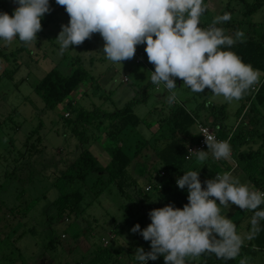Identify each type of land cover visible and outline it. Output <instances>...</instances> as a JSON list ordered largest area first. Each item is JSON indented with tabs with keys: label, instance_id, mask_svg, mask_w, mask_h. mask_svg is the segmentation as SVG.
Here are the masks:
<instances>
[{
	"label": "rangeland",
	"instance_id": "rangeland-1",
	"mask_svg": "<svg viewBox=\"0 0 264 264\" xmlns=\"http://www.w3.org/2000/svg\"><path fill=\"white\" fill-rule=\"evenodd\" d=\"M1 1L6 3L2 11L10 15L18 7L14 0ZM204 4L206 11L200 18L202 28L211 26L217 15L230 13L229 21L216 26L233 36L242 30L246 38L251 31L250 23H253L262 29L258 36L264 42V0H204ZM50 7L51 11L41 20L42 29L37 33V40L31 44L26 45L18 38L11 44L0 40V264H74L76 261L97 264L93 256L97 250L83 254L80 244L82 238H87L92 246L102 247V237L107 238V248L113 253V258L105 264H135L136 249L143 247L149 251L151 245L140 233L130 229L137 223L142 229L147 227L151 223L150 210L167 205L156 192L146 194L143 188L150 181L147 169L151 171V166H158L157 148L169 139L164 122L173 102L188 111H197V117L215 130L225 128L236 144L238 136L247 138L249 142L243 149H232L230 158L236 163L264 144V103L255 102L252 108L248 105L240 115L238 109L244 99L229 102L215 96L207 87L203 93H193L182 85L181 78H176L175 99L169 102L170 93L164 85L150 82L154 65L148 60L144 44L137 45L140 49H136L143 53L140 63L135 62V55L123 63L109 61L99 33L80 45L61 51L56 37L70 17L56 0H50ZM77 58L91 77L63 103L55 108L45 107L32 85L52 68L70 74L79 65ZM259 73L260 78L254 85L262 81L263 73ZM124 78L127 80L123 81ZM246 94L251 101L254 99L251 88L243 97ZM133 98L139 99L133 110L141 121L136 127H129L120 140L131 160L127 167L131 176H126L129 183L121 189L109 182L104 168L109 160L107 147L111 141L105 136L103 127L98 129L100 120L83 126L80 121L75 124L74 118L79 108L113 111ZM68 100L73 103L72 111L66 107ZM222 104L225 113L219 118L221 112L217 109L215 114L220 123L217 125L212 123L211 107ZM154 123L156 129L159 124L163 126L157 136L149 126ZM195 129L192 125L191 132ZM80 137L85 142L82 143ZM83 149L94 154L97 169L91 170L83 180L77 176L66 177L67 167ZM231 159L228 161L234 164ZM196 162L192 163L193 168L198 165ZM238 169L242 170L241 166ZM75 188H80L82 201L74 212L66 210L59 216L60 196ZM222 206L221 211L224 210ZM235 211L231 215L232 222L235 224L243 219L246 222L248 218L243 226L249 233L253 214L239 208ZM110 233L114 237H109ZM247 242L245 239L244 244ZM241 259L248 261L250 257L237 256L225 264H240ZM156 261L165 264L163 256ZM198 261L197 257L185 258V264ZM256 264H264V251L258 252Z\"/></svg>",
	"mask_w": 264,
	"mask_h": 264
},
{
	"label": "clouds",
	"instance_id": "clouds-1",
	"mask_svg": "<svg viewBox=\"0 0 264 264\" xmlns=\"http://www.w3.org/2000/svg\"><path fill=\"white\" fill-rule=\"evenodd\" d=\"M13 14L0 11V40L11 44L18 38L24 44L37 40L41 20L51 11L50 0H14ZM65 7L70 20L63 24L56 39L61 51L80 45L94 33L104 40L103 52L114 63L134 57L137 45L144 44L154 65L150 82L163 84L175 99L176 78L193 93L209 88L226 101L238 100L260 78L251 64L231 50L245 33L238 30L227 35L216 25L231 19L230 13L217 15L211 26L202 28L200 18L206 11L204 0H56ZM226 46V47H224ZM205 136L207 150L192 151L199 161L212 156L228 160L229 142ZM200 134V133H199ZM200 171V170H199ZM199 171L189 170L177 178V185L188 193L182 208L167 204L150 210L151 223L145 228L135 224L130 231L150 241V250L135 251L138 264H148L163 256L165 264H185L186 257L214 253L225 261L240 254L244 240L253 239L264 222V192L254 190L225 172L204 181ZM219 201V203H217ZM237 205L253 211L251 231L238 234L236 225L221 213L220 206ZM240 264H248L241 259Z\"/></svg>",
	"mask_w": 264,
	"mask_h": 264
},
{
	"label": "trees",
	"instance_id": "trees-1",
	"mask_svg": "<svg viewBox=\"0 0 264 264\" xmlns=\"http://www.w3.org/2000/svg\"><path fill=\"white\" fill-rule=\"evenodd\" d=\"M246 5L250 7L247 3ZM4 6H6V3L0 0V11L3 10ZM250 26L251 31H248L249 36L245 38L243 43L238 41L236 44L232 45L231 50L238 54L245 63L251 64L255 70H258L264 74V42L259 40L258 36L262 29L260 26L255 27L253 23H250ZM79 62L80 61L77 58L76 63L79 64ZM89 77H91L89 72L80 64L77 65V67H75L73 71L67 75L63 74L57 68H52L46 72L41 77V79L38 80V82L35 83L33 90L43 100L45 107L55 108L57 105L63 103L69 97V95ZM253 98L254 99L251 101L250 95L247 94L246 96H242V98H240L244 99L243 104L238 109V113L240 115L246 105H249L252 108L255 102L257 104L264 103V77L259 84L258 90L254 93ZM142 99L144 100V98ZM138 101L139 99H131L127 101L122 107L113 111H105L96 108L92 110L79 108L77 109L78 111L76 113V117L74 118L75 124L80 121L83 126L90 125L92 122L100 120V122L98 121V129L103 127L105 136L109 141H111V144L107 147L109 160L104 168L107 171L109 182H114L121 189H124L126 183H129L128 180L126 182V176L128 178L129 175L131 176L127 170L131 160L126 150L121 146L120 140L122 135L129 127H136L141 121V118L133 111V106ZM66 107L68 110L71 109L72 111V101L70 102V100H68L66 102ZM211 108L214 114L212 123L216 122L218 125L220 123L217 122L218 115L215 113H217L216 111L218 109V111L221 112L219 118L224 116L225 106L222 104L219 106H213ZM198 115L199 114L197 111H188L178 103H175L171 106L168 118L164 122V125H166L165 128L170 134L169 139L165 141L163 145L157 148V150L159 149L157 151L158 166H151L152 172L150 169H147V175L150 178V183L158 181V178H160V172L165 171L167 176L164 180H162L163 186L160 190L155 192L160 199H162L167 204H173L175 207L182 208L184 204L188 203V193L186 188L184 190L180 189L178 185L175 184L172 174L182 176L184 174L183 172L195 170L191 166L192 161L195 159L192 158L190 161H186L184 157L188 145L191 144L196 137L195 133L191 132V127L192 125H196V121H201L200 117H197ZM103 120L107 122H103ZM151 125L153 124H150V126ZM161 125H158L154 132L155 134L159 133L158 131L162 129L163 126ZM73 131H76V127L74 125ZM215 131L222 138L229 137L231 149L238 148V146L249 142L247 138H240L238 136L239 138H236V144L235 139H232L230 132L225 130V128ZM79 140L82 143L85 142L83 137H80ZM145 144H147V140ZM252 151L253 152L248 154L247 158L241 161L239 160L240 162L236 164L241 166L242 170L245 171L247 177L251 179L254 186L264 192V144H261ZM241 157L242 156H240V158ZM208 159H210L209 165H204L202 168L196 170H200L199 178L202 182V186H206L204 181L209 178H214V175L217 172L228 170L229 168L233 167L232 164H228L229 159L223 160L220 163H215L212 160L211 155ZM96 165L97 161L94 154H92L88 149H83L77 156L76 160L67 167L64 175L71 179L77 176L83 180L91 170L97 169ZM82 199L83 195L80 191V188H75L72 191L61 195L57 207L58 215L61 216L66 210L74 212L76 205H78ZM261 207H264V205H261ZM249 212L254 214L253 211L249 210ZM261 251H264V222H262L260 231L256 234V236L253 239L248 240L247 243H243L238 256H249L250 260H248V264H256L257 254ZM226 262L227 261L218 258L214 253H206L203 254L197 264H225ZM74 264L81 263L75 262ZM148 264L159 263L156 260H149Z\"/></svg>",
	"mask_w": 264,
	"mask_h": 264
},
{
	"label": "crops",
	"instance_id": "crops-1",
	"mask_svg": "<svg viewBox=\"0 0 264 264\" xmlns=\"http://www.w3.org/2000/svg\"><path fill=\"white\" fill-rule=\"evenodd\" d=\"M136 49H140V48H137L136 47ZM142 50V49H141ZM142 59V58H141ZM142 61V60H141ZM263 77H264V74H263ZM263 77H262V79H263ZM123 81H126L127 79L126 78H124V79H122ZM38 82V81H37ZM34 85H35V83L32 85V88L34 87ZM157 86V85H156ZM133 99H136V98H133ZM131 100V99H130ZM145 100V99H144ZM174 104L175 103H177V102H173ZM172 104V103H171ZM247 106L248 105H246L245 107H244V110H243V112L242 113H244L245 112V110H246V108H247ZM134 111V110H133ZM135 113V112H134ZM241 113V114H242ZM201 119V118H200ZM155 124L156 123H154L153 125H149L150 126V128H151V130L153 131V132H155V130H156V128H154V126H155ZM153 128H154V130H153ZM196 130V129H195ZM152 132V133H153ZM195 133V132H194ZM152 135H154V133L152 134ZM151 135V136H152ZM158 135V133L157 134H155L154 136H157ZM142 136V135H141ZM143 137V136H142ZM144 138V137H143ZM120 144H121V142H120ZM238 148L239 149H243L244 148V146L243 145H241V146H238ZM210 156V155H209ZM194 161H192V163L193 162H195V161H197L196 163L198 164V165H196V166H194V169L195 170H198V169H200V168H202L205 164H206V162H209L210 161V159H207V160H205V161H199L198 159H197V157H194ZM231 159V158H230ZM229 159V160H230ZM234 159H231V161H233ZM233 163H234V161H233ZM228 164H231L229 161H228ZM193 166V165H192ZM232 166L233 167H231V168H229L228 170H223V171H221V172H217V173H220V174H224L225 172H228V173H230V174H232L233 172H235V174L233 175V177L234 178H236V179H238L241 183H244V184H247L249 187H251V188H253L254 190H259L257 187H255L250 181H249V179H248V177H246L245 176V174H244V172H243V170H241V169H238V165L237 164H232ZM224 172V173H223ZM259 191H261V190H259ZM223 207V209L224 210H222L221 211V213L222 214H224V215H227V217L229 218V219H231V215L232 214H234V213H236V211H235V209L236 208H239V206H237V205H234V204H232V205H230V206H222ZM239 209H241V208H239ZM242 211H246V210H243V209H241ZM245 216V215H244ZM252 217V216H251ZM246 218V217H245ZM247 221H249L248 220V218L246 219V222ZM245 222V219H243V220H239V221H237V222H235V225H236V230H237V232H239L240 231V234H243V233H245L244 235H246L247 233H248V230H247V232L245 231V228H244V224L246 223ZM242 236V235H241ZM109 237H114V234H112V233H110L109 234ZM101 242H102V247H100V246H92V244H91V242L86 238H82V242H81V244H80V247H81V252L83 253V254H85V253H88V252H90V251H92L91 253H93V251L94 250H97L96 251V253L93 255L95 258H96V260H98L97 261V264H105L106 262H108L109 260H110V258L112 257L113 258V253L111 252V251H109L108 250V244H109V241L107 240V238H104V237H102L101 238ZM94 249V250H93ZM197 259H201V256L200 257H197ZM256 260H257V257H256ZM76 262H79V263H81V264H89L88 262H84V261H76ZM137 261H135V263H136ZM159 263V262H158ZM160 264V263H159Z\"/></svg>",
	"mask_w": 264,
	"mask_h": 264
},
{
	"label": "built area",
	"instance_id": "built-area-1",
	"mask_svg": "<svg viewBox=\"0 0 264 264\" xmlns=\"http://www.w3.org/2000/svg\"><path fill=\"white\" fill-rule=\"evenodd\" d=\"M142 52L141 51H136L135 52V62L136 63H140L141 62V58H142ZM259 88V84L258 85H253L251 87V89L253 90V92L255 93ZM65 115H67V112L65 113ZM196 131H195V139L194 141L188 145L187 149H186V154H185V160L186 161H190L192 158L196 157V155L192 152V151H195V150H198V149H203V150H207V144L205 142V136L204 134H202L201 132H204L206 134H210V135H213L217 140H224V141H227L229 142V137L227 138H222L220 137L215 129L209 125H207L206 123H203L201 121H196ZM200 133V134H199ZM212 160L215 162V163H220L223 161V159L221 160H215L212 158ZM236 164V162H234ZM220 174V173H219ZM217 175V173L214 175V177ZM167 174L165 173V171H161L160 172V180L154 182V183H150L148 182L147 184H145L143 190L146 194H149V193H153L155 191H158L162 188L163 186V183H162V180H164L166 178ZM174 180H175V184L177 185L176 181H177V178L180 177L178 175H175V174H172ZM135 264H138V262H136Z\"/></svg>",
	"mask_w": 264,
	"mask_h": 264
}]
</instances>
